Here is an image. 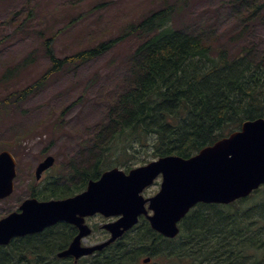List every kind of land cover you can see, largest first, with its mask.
<instances>
[{
    "label": "trees",
    "instance_id": "trees-1",
    "mask_svg": "<svg viewBox=\"0 0 264 264\" xmlns=\"http://www.w3.org/2000/svg\"><path fill=\"white\" fill-rule=\"evenodd\" d=\"M241 2L253 18L261 16L264 4ZM175 11L173 5L162 6L124 31L142 35L136 50L141 59L136 61L132 86L116 102L114 129L110 126L113 131L98 150L100 155L89 168L71 167L61 186L33 191L31 197L46 201L79 194L109 165L130 169L133 162L120 159L135 158V148L152 149L155 159L171 155L189 159L243 122L264 119V66L249 61L245 50L230 56L227 49L215 48L204 33L193 35L174 27ZM121 40L120 36L60 59L48 38L43 47L50 68L13 96L24 100L54 73L94 60ZM179 229L177 238L168 240L141 221L114 245L79 264H135L144 255L152 260L161 255L166 264H264V185L229 205L198 204ZM67 235L51 228L14 246L0 247V264H68L56 258Z\"/></svg>",
    "mask_w": 264,
    "mask_h": 264
},
{
    "label": "rangeland",
    "instance_id": "rangeland-1",
    "mask_svg": "<svg viewBox=\"0 0 264 264\" xmlns=\"http://www.w3.org/2000/svg\"><path fill=\"white\" fill-rule=\"evenodd\" d=\"M167 5L176 8L174 27L204 33L230 56L245 50L249 61L264 66V7L255 19L241 0H0V152L7 150L16 160L17 205L31 196V186L40 188L49 176L64 178L71 167L89 168L100 155L114 129L116 102L132 86L141 59L136 50L142 35L124 31ZM120 36L112 50L54 73L35 94L22 101L13 96L50 68L43 47L48 38L62 59ZM136 149L135 158L120 159L131 160L130 169L155 159L152 149ZM46 156L54 157V166L36 185L35 167ZM158 189L154 183L143 196L152 197ZM96 222L99 242L107 236L98 229L103 220ZM143 257L134 263L141 264ZM153 263L167 260L160 255Z\"/></svg>",
    "mask_w": 264,
    "mask_h": 264
},
{
    "label": "water",
    "instance_id": "water-1",
    "mask_svg": "<svg viewBox=\"0 0 264 264\" xmlns=\"http://www.w3.org/2000/svg\"><path fill=\"white\" fill-rule=\"evenodd\" d=\"M47 157L38 165L35 178L53 165ZM15 162L9 152L0 153V198L12 192ZM161 177L159 191L150 198L141 194ZM264 184V120L246 121L239 131L182 159L178 156L159 158L128 173L118 168L104 172L97 181H90L86 190L64 200L39 202L28 199L21 213L0 221V245L13 237L42 232L64 221L75 225L79 234L58 258H74L75 262L99 252L132 229L144 216L150 227L165 238L179 234L178 223L197 204H229L249 196ZM147 205V208H146ZM148 211L152 212L149 215ZM100 214L118 217L102 229L110 238L93 247H81L80 240L90 231L84 217ZM149 259L144 260L147 263Z\"/></svg>",
    "mask_w": 264,
    "mask_h": 264
},
{
    "label": "flooded vegetation",
    "instance_id": "flooded-vegetation-1",
    "mask_svg": "<svg viewBox=\"0 0 264 264\" xmlns=\"http://www.w3.org/2000/svg\"><path fill=\"white\" fill-rule=\"evenodd\" d=\"M14 159H15V157H14ZM37 165H36V167H37ZM48 171H50V170H48ZM48 171L44 172L42 175L46 174ZM47 178L49 180L42 182V185L40 186V188H37V186H35V185L34 186H31L30 193L32 194L33 191H40V190L43 191V192H49V188H51L52 186H61L58 181L52 180V176H49ZM39 183L40 182L36 183V185H38ZM61 183H63V182H61ZM15 190H16V187H15V184H14L13 193L9 197L0 199V220L8 217L11 214H17V213H19L20 212L19 211L20 205L26 199H28V198H26V199L22 200L20 202V204L17 205L16 197H15V193H16ZM66 198H69V197H66ZM66 198H63V199H66ZM97 218H100V219L103 220V224L99 225L98 226V229L101 230V231H103V233L105 234V236H107V237L109 236V234L102 229V226H104V224H106L108 222H111V221H108V222L105 221V220H110V219H105L102 216L97 215V214L96 215H93V216L84 217V219H83L84 220V224L88 227L90 233L87 236H84L80 240V245L82 247H91V246H94L96 244L102 243L104 241V240H101V241L98 242L96 239H94V236L97 233V222H96ZM51 228L56 229L60 234L63 233V232H65V231L68 232V235H67V243L65 244L64 249L62 251L66 250L69 247V245L72 243V241L74 240V238L79 233V230H78V228L75 225L70 224V223H67V222H63V221H60V222L55 223L54 225H52L48 229H51ZM29 236L27 235V236H24V237H19V238L15 237V238H12L9 241V244L8 245L1 246V247H8V246H11V245L14 246L17 242H21L22 239H24L26 237H29ZM62 251H60V252H62ZM69 259H71V258H68V260Z\"/></svg>",
    "mask_w": 264,
    "mask_h": 264
}]
</instances>
